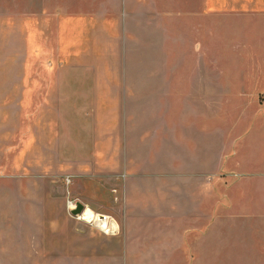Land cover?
<instances>
[{"label": "crops", "instance_id": "1", "mask_svg": "<svg viewBox=\"0 0 264 264\" xmlns=\"http://www.w3.org/2000/svg\"><path fill=\"white\" fill-rule=\"evenodd\" d=\"M251 1L229 0L224 11L253 12ZM211 13L212 0H0V204L27 177L49 189L56 156L69 201L122 227L125 251L172 264L185 246L187 264H264V58L240 62L234 36L221 32L212 84ZM148 14L188 46L179 53L172 42L166 58L184 66L159 73L169 111L155 119L151 149L143 118L130 110L141 106L144 73L122 67L121 55L130 19ZM226 18L222 26L237 23ZM42 220L49 227L44 208ZM82 230L69 232L74 245H92ZM87 234L106 251L116 241ZM43 239L45 250L50 233Z\"/></svg>", "mask_w": 264, "mask_h": 264}, {"label": "rangeland", "instance_id": "2", "mask_svg": "<svg viewBox=\"0 0 264 264\" xmlns=\"http://www.w3.org/2000/svg\"><path fill=\"white\" fill-rule=\"evenodd\" d=\"M245 1L252 2L251 0ZM228 2L229 0H212V43L209 61L212 68V84L217 83L216 69L221 67L219 59L221 32L224 34L230 31L229 33L234 36L230 45L232 49H235L233 54L240 59V62H247L245 59L249 53L258 57L259 62H262L264 58V0H254L258 6L253 7L254 11L248 13L243 11L227 13L224 9ZM22 14L25 15L23 10L19 12V15ZM230 14L234 15L237 23L222 26L220 22H224ZM249 15H252L251 19ZM166 19H170V16ZM127 32L121 44L122 67H129L144 73L142 83L145 85V91L141 93V106L132 107L130 110L131 114L140 115L143 118V125L147 129V149H151L154 141L155 119L156 117L157 119L164 118L169 111V93L166 91L164 79L162 85L159 73L165 72L171 66L177 68L184 66L183 59L166 58L171 51L172 42L179 41V44L176 42L174 44V50L179 53L185 52L188 46L182 43L184 38L179 33L173 35L174 38L171 39V34L159 26L157 18L149 14L145 19L142 15L140 19L131 18ZM21 62L20 58V67ZM197 66L195 63V67ZM156 73H158L157 76ZM212 88H214L212 95H217L219 92L217 84L212 85ZM213 111L212 108V114ZM185 116L186 107L180 106L178 109L180 122ZM220 126L218 123L212 124V138L214 134L219 135ZM215 128L217 130H214ZM122 159L120 157L119 164H122ZM50 160L49 189L46 186V179L45 185L39 187L30 177H27L20 181L18 193L14 188L12 191L4 190V201L7 200L9 203L0 204V264H126L127 259L132 260V263L144 264L139 260L144 261L147 258L151 259L148 264H156L153 260L155 259L153 252L124 250L126 246L121 242L124 229L117 224L112 233L105 234L95 225L74 217L67 207L68 201L74 198L71 193L69 194L71 187L68 186V176L64 172H59L58 157L51 156ZM145 160L147 164L154 163L153 156L147 155ZM39 196H44L43 205L38 203ZM10 199L13 201L12 204H10ZM42 206L44 212L50 214L49 227L48 225L43 226ZM85 209H89L95 216L90 208L85 207ZM75 226L83 229V239L89 238L93 242L92 245L79 247L74 245L72 241L74 237L69 236V232L73 233ZM92 231L100 235H109L116 241L113 245L107 244L109 250L106 251V244H99L101 238L98 235L87 234ZM44 232L45 234L50 233L49 244L45 242V250ZM134 247L140 248L136 245ZM187 255V249L184 246L178 253L177 261L174 258L172 264H187ZM217 256L218 254L214 252L211 259L212 257L218 259Z\"/></svg>", "mask_w": 264, "mask_h": 264}, {"label": "built area", "instance_id": "3", "mask_svg": "<svg viewBox=\"0 0 264 264\" xmlns=\"http://www.w3.org/2000/svg\"><path fill=\"white\" fill-rule=\"evenodd\" d=\"M76 202L74 201H68V209L72 212L76 209ZM101 216V217H99ZM78 220H85V215H84V212H82L81 214H78L76 216ZM102 218L103 219H106V224H100V221H102ZM85 221H88V220H85ZM90 224H93L95 225L96 227H98L102 232H104L105 234H109V233H112L113 230H115V226L113 225V220L108 217V216H103V215H99V214H95L94 217H91L89 219V222Z\"/></svg>", "mask_w": 264, "mask_h": 264}, {"label": "bare ground", "instance_id": "4", "mask_svg": "<svg viewBox=\"0 0 264 264\" xmlns=\"http://www.w3.org/2000/svg\"><path fill=\"white\" fill-rule=\"evenodd\" d=\"M84 215H85V218H86L85 220H88L87 222H89V219L91 217H94V214H92V212H90L88 209L84 210ZM99 217H101V216H99ZM100 224H101V226H102V224H106V219L102 218V221H100ZM113 225L115 226L114 223H113Z\"/></svg>", "mask_w": 264, "mask_h": 264}, {"label": "water", "instance_id": "5", "mask_svg": "<svg viewBox=\"0 0 264 264\" xmlns=\"http://www.w3.org/2000/svg\"><path fill=\"white\" fill-rule=\"evenodd\" d=\"M84 210H85V206L82 205L81 203H77L76 209L74 211H72V215L76 216L78 214H81L82 212H84Z\"/></svg>", "mask_w": 264, "mask_h": 264}]
</instances>
